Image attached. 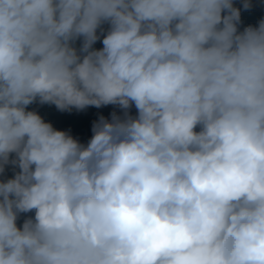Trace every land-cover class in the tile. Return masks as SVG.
<instances>
[{
  "label": "clouds",
  "instance_id": "1",
  "mask_svg": "<svg viewBox=\"0 0 264 264\" xmlns=\"http://www.w3.org/2000/svg\"><path fill=\"white\" fill-rule=\"evenodd\" d=\"M241 23L233 0H0V264H264V18ZM34 102L121 113L81 143Z\"/></svg>",
  "mask_w": 264,
  "mask_h": 264
},
{
  "label": "trees",
  "instance_id": "2",
  "mask_svg": "<svg viewBox=\"0 0 264 264\" xmlns=\"http://www.w3.org/2000/svg\"><path fill=\"white\" fill-rule=\"evenodd\" d=\"M234 6L241 10V25L239 30H243L248 25L257 26L258 21L264 18V0H251L253 7L250 10H244L242 7V0H233ZM95 49L103 47L101 41H97L94 46ZM28 111H36L47 123L61 131L69 132L74 138L78 139L81 143H87L92 136V124L99 116L103 115L110 119V114L116 111L118 114L121 110L114 105L102 106L96 108L88 106L83 110L77 111L73 108L67 114H63L57 108H52L50 104L41 105L39 102L27 106ZM132 115L136 114V109L133 106L130 110ZM14 171H19L18 168L14 170L13 166L8 170L0 173V182L13 178ZM34 213V212H33Z\"/></svg>",
  "mask_w": 264,
  "mask_h": 264
},
{
  "label": "rangeland",
  "instance_id": "3",
  "mask_svg": "<svg viewBox=\"0 0 264 264\" xmlns=\"http://www.w3.org/2000/svg\"><path fill=\"white\" fill-rule=\"evenodd\" d=\"M102 38H103V37L101 36V40H100V41H101V44H102ZM80 43H81V41H79V40L76 42V47H77V48H79ZM50 106H51L52 108H53V107H54V108H57L54 104H50ZM68 112H70V111H62L63 114H67ZM14 155H15V154H10V159L13 158ZM11 167H12L11 164L5 166V171H8ZM27 216H34V213L32 212V213H27V214H21L20 219L17 221L18 227L22 225L23 220H24Z\"/></svg>",
  "mask_w": 264,
  "mask_h": 264
}]
</instances>
